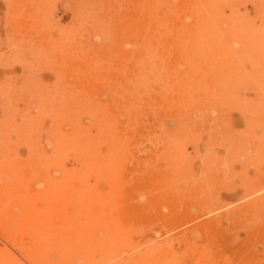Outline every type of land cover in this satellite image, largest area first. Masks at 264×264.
Here are the masks:
<instances>
[{"label":"rangeland","instance_id":"1","mask_svg":"<svg viewBox=\"0 0 264 264\" xmlns=\"http://www.w3.org/2000/svg\"><path fill=\"white\" fill-rule=\"evenodd\" d=\"M151 243L264 264V0H0V264Z\"/></svg>","mask_w":264,"mask_h":264},{"label":"bare ground","instance_id":"2","mask_svg":"<svg viewBox=\"0 0 264 264\" xmlns=\"http://www.w3.org/2000/svg\"><path fill=\"white\" fill-rule=\"evenodd\" d=\"M251 85V84H250ZM220 87H222V86H220ZM198 88H199V86H198ZM203 88V87H202ZM227 89V88H226ZM226 89H225V91H226ZM199 90V89H198ZM199 94V97H200V93H198ZM205 95V94H204ZM209 95V94H208ZM208 95H207V97H208ZM224 95H226V93L224 94ZM228 96V95H227ZM211 96L209 95V98H210ZM208 99V98H207ZM219 100V99H218ZM230 109V108H229ZM212 124V123H211ZM262 165V164H261ZM73 201H74V199H73ZM70 202V201H69ZM64 203H66V204H68L67 202H64ZM79 206H80V204H79ZM63 207H65L64 206V204H63ZM69 207V206H68ZM71 207V206H70ZM66 208V207H65ZM75 209V211L77 210V211H79L78 209H80V211L82 210V207L80 206L79 208H74ZM53 211V210H52ZM77 211L75 212V213H77ZM63 214V213H62ZM79 214H80V212H79ZM77 215V214H76ZM78 216V215H77ZM71 218H73L72 216H71ZM68 218H66V220H67ZM68 221V220H67ZM171 221V220H170ZM170 221H165V222H170ZM64 222H65V220H64ZM174 222H178L177 220L175 221L174 220ZM173 222V223H174ZM62 224V223H61ZM65 224H66V222H65ZM64 224V226H66ZM171 225L172 227L174 226V225H172L171 223H165V225ZM68 225V224H67ZM164 225V226H165ZM167 225L165 226V228L167 227ZM177 226L178 227H180L179 226V223L177 224ZM63 228V227H62ZM65 228H67V227H65ZM69 228V227H68ZM171 228V227H170ZM175 228V227H174ZM141 229V228H140ZM150 229V227L148 228V232L150 231L151 232V229ZM167 229H169V228H167ZM69 230V229H68ZM162 231V230H161ZM178 234V233H177ZM149 238V237H148ZM148 238H147V240H148ZM149 243V242H148ZM161 243V242H160ZM157 244V243H156ZM156 244H155V247H153V245H152V243H151V245L152 246H150L151 248H149V249H147L145 252H144V259H140V260H136V262H138V264L139 263H146V264H149V263H153V262H166V261H172L173 260V257H174V255L171 253V252H169L167 249H165V246L162 244V245H157V247H156ZM159 244V243H158ZM146 249V248H145Z\"/></svg>","mask_w":264,"mask_h":264}]
</instances>
